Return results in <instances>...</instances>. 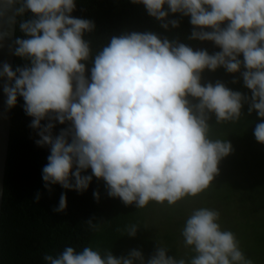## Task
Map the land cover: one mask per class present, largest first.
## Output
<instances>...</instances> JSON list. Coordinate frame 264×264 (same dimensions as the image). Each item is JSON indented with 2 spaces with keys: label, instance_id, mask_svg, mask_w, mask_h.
Segmentation results:
<instances>
[{
  "label": "clouds",
  "instance_id": "obj_1",
  "mask_svg": "<svg viewBox=\"0 0 264 264\" xmlns=\"http://www.w3.org/2000/svg\"><path fill=\"white\" fill-rule=\"evenodd\" d=\"M19 0H2L11 7ZM143 4L148 15L164 20L170 13L190 17L189 39L212 41L221 51L209 54L151 32L111 38L94 58L90 80L86 66L90 56L85 32L93 21L75 18V0H23L16 15L30 11L23 21L24 39H16L14 55L30 64L2 65L6 78L3 92L12 108L22 97L23 110L37 130V146H49L42 168L44 187L59 184L78 193L88 189L93 176L105 182L107 195L136 208L150 201L174 205L185 197L207 190L219 174L220 161L232 152L227 140L210 139L209 114L216 122L241 117L248 97L226 87L201 84V73L223 67L241 73L251 90L249 114L264 121V0H131ZM167 5V10L163 6ZM226 23V26L221 25ZM173 28L177 20L169 21ZM167 29L168 24H162ZM205 29H211L206 31ZM243 55V60L238 59ZM235 83V81H233ZM189 97L198 103L193 104ZM48 120L45 125L41 121ZM69 127L53 136L54 123ZM254 137L264 144V122L257 123ZM91 169V175H82ZM99 201V192H93ZM40 199L39 194L36 201ZM67 207L62 193L55 212ZM219 211L201 207L186 219L181 235L195 253L190 260L167 255L157 246L147 264H253L240 248L236 235L222 230ZM93 231L100 225L88 220ZM138 227L125 232L134 237ZM46 264H145L141 251L127 256L84 247L68 246L58 254H45Z\"/></svg>",
  "mask_w": 264,
  "mask_h": 264
},
{
  "label": "trees",
  "instance_id": "obj_2",
  "mask_svg": "<svg viewBox=\"0 0 264 264\" xmlns=\"http://www.w3.org/2000/svg\"><path fill=\"white\" fill-rule=\"evenodd\" d=\"M22 2L23 0H19L17 8ZM75 4L76 8L71 15L91 20L95 24L92 32L83 34V39L90 47L89 59L83 62L86 66L85 76L89 80L95 56L110 43L111 38L132 32H151L162 40L167 38L170 42L177 41L193 50L206 49L210 55L221 51L212 41L189 39L193 30L190 17L182 16L180 13L169 12V15L160 21L149 16L143 4H134L131 0H75ZM163 8L167 10V5ZM31 18L33 14L30 11L17 15L15 41L18 38H26L20 30V24ZM171 20H177L179 26L173 28L169 23ZM165 23L168 24L167 29L161 26ZM226 23L221 26H226ZM238 59L242 61L243 55L241 54ZM29 64L26 58L14 55L13 71L17 67ZM243 71H245L243 66L236 73H229L225 68L218 67L215 71L205 69L201 73L202 85L220 81L229 89L248 97L247 102L242 101L241 117L236 121L217 123L215 115L209 114V137L213 140L231 142L232 140L240 142L241 139L247 141L248 148L243 150L244 152L241 151V156L237 157H240L239 160H233V168L243 172L240 173L243 174V178L240 176L238 178L242 180L241 183H245L242 186L250 191L252 196L256 192L254 200L263 203L264 144L256 141L254 128L257 123L264 121L258 117L255 110L251 114L248 112L251 90L244 86L241 75ZM189 99L193 104L198 103L195 98ZM23 104V98L18 96L16 105L11 108L9 146L0 211V264H46L43 260L45 254H58L68 246L74 247L78 252L86 246L92 247L99 250L102 256L106 251H111L116 257L127 256L131 250L136 249L141 251L145 264L157 246L167 248V255L176 259L184 258L187 261L195 255L191 246L185 249L178 247L177 227L181 225L179 221L170 222L171 226L166 227L161 233L149 234L145 218L155 205V201H150L143 208H136L135 204L125 205L119 198L109 197L105 182L94 176L88 189L83 192L64 189L59 184L52 185L51 191L46 189L42 180V168L47 164L50 148L40 147L35 143L39 136L37 130L30 127L32 118L24 112ZM48 122L43 120L41 124L45 125ZM53 123L55 125L52 129L53 136L58 135L61 129L69 127V122ZM249 149L257 154L255 157L257 161L248 159L249 153L246 152ZM82 175H91V169H87ZM252 186H256L257 190H252ZM94 191L99 192L98 202L93 197ZM62 193L66 195L67 207L63 212H55L53 209L58 207ZM37 194L40 196L38 202ZM260 202L256 203V207ZM90 219L100 225L99 231L90 229L87 224ZM132 224L138 227L134 237L128 236L124 231L126 226ZM134 264H139V261Z\"/></svg>",
  "mask_w": 264,
  "mask_h": 264
},
{
  "label": "rangeland",
  "instance_id": "obj_3",
  "mask_svg": "<svg viewBox=\"0 0 264 264\" xmlns=\"http://www.w3.org/2000/svg\"><path fill=\"white\" fill-rule=\"evenodd\" d=\"M229 142L232 145V155L229 154L220 161L219 174L207 190L196 197H185L174 205H168L167 202L155 203L146 214L145 225L149 234L153 235L170 227V222H181L177 227L178 247L185 249L189 246L185 245L181 231L186 219L195 209L212 208L220 213L218 222L221 229L230 230L236 235L245 257L252 260L253 264H264V202L254 200L257 193L254 192L252 196L251 192L242 186L245 183H241L242 180L238 178H243V174H240L243 172L233 168V160H239L240 157H237L241 156V151L247 149L249 144L243 139L240 142ZM246 153H249V160L257 161L254 151L249 149ZM256 188L252 186V190H257ZM262 199L264 200V197ZM257 202H260L258 207Z\"/></svg>",
  "mask_w": 264,
  "mask_h": 264
},
{
  "label": "water",
  "instance_id": "obj_4",
  "mask_svg": "<svg viewBox=\"0 0 264 264\" xmlns=\"http://www.w3.org/2000/svg\"><path fill=\"white\" fill-rule=\"evenodd\" d=\"M18 3L9 7L0 0V70L6 62L14 70L15 31ZM6 78L0 77V211L4 190V175L8 155L11 108H8L3 92Z\"/></svg>",
  "mask_w": 264,
  "mask_h": 264
}]
</instances>
